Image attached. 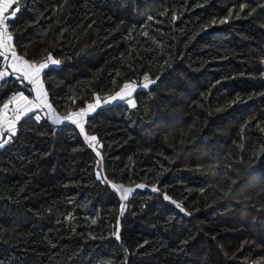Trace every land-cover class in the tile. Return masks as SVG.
<instances>
[{
  "label": "trees",
  "instance_id": "1",
  "mask_svg": "<svg viewBox=\"0 0 264 264\" xmlns=\"http://www.w3.org/2000/svg\"><path fill=\"white\" fill-rule=\"evenodd\" d=\"M7 21L18 57L60 61L41 82L61 117L154 83L83 132L21 116L0 145V264H264V0H26ZM28 85L3 79L0 111Z\"/></svg>",
  "mask_w": 264,
  "mask_h": 264
},
{
  "label": "snow or ice",
  "instance_id": "2",
  "mask_svg": "<svg viewBox=\"0 0 264 264\" xmlns=\"http://www.w3.org/2000/svg\"><path fill=\"white\" fill-rule=\"evenodd\" d=\"M15 0H0V56H3L6 62L5 68L0 70V79H3L6 75H8V69L10 68L12 73L18 74V78L22 80H27L32 86V90L36 92V97L34 100H29L27 96L23 93H18L14 95L7 103L3 105V109H8L9 105L15 104L16 107L13 109L15 115L11 120H5V113L0 111V137L3 136L4 133H7V139L3 140V143H7L13 136L16 135V121H18L21 116L27 114L28 112L33 111L34 109H39L42 104L46 105L48 108H51L50 104H47V93L43 89V85L40 81V75L45 68L49 66V64L57 65L60 61L53 59V57L49 54L45 61L37 64L35 62H30L28 60L22 59L16 55L14 49L11 48L10 41L12 39L11 35H9L8 23L7 20L9 18H14L16 11L18 9L13 7ZM245 8L244 4L240 5V11L243 12ZM254 11V10H253ZM251 14V13H249ZM231 15V13H230ZM239 18V16H237ZM151 19V17H149ZM225 20H221V23L226 22ZM215 22V21H214ZM147 35V33H145ZM11 53V63H8L9 56L8 53ZM143 88L147 89L149 86L154 83L150 79V77L145 74L144 75ZM134 91V84L126 83L117 92L114 96L106 98L103 103L107 104L117 99L123 100L125 97H131ZM100 98L96 97L95 105L89 104L87 108H81L79 111L69 114L64 117L65 120H71L72 123L80 126L81 132L84 131L83 120L88 115L89 111L95 109V107L100 105ZM127 103L133 107L135 104L132 99H128ZM52 119L54 123L59 124L61 119L57 117L54 113L52 115ZM86 139L89 141L90 146H93L94 142L97 140L96 136H88ZM97 155L99 153L97 152ZM114 189L121 193L122 199H127L128 194L132 191L130 188H124L123 185H111ZM137 187L143 188L144 185H138ZM157 189L154 187L153 191ZM165 200H169L170 197L164 195ZM172 203L176 204L177 208H180L181 211H184L183 207L176 203V201H172ZM123 207V206H122ZM95 221H93L94 223Z\"/></svg>",
  "mask_w": 264,
  "mask_h": 264
},
{
  "label": "rangeland",
  "instance_id": "3",
  "mask_svg": "<svg viewBox=\"0 0 264 264\" xmlns=\"http://www.w3.org/2000/svg\"><path fill=\"white\" fill-rule=\"evenodd\" d=\"M25 5H26V0H15V3L13 4V7L14 8H16V9H18L17 11H16V14L17 13H19V12H22L23 10H24V8H25ZM15 14V15H16ZM12 41V40H11ZM9 42V43H12V42ZM22 59H24L23 57H21ZM53 59H55V60H58L57 58H53ZM59 61V60H58ZM61 65V63H59V64H57V65H53V64H49V66H60ZM48 66V67H49ZM3 79H5V78H3ZM3 79H0V83H1V81L3 80ZM144 80V79H143ZM144 83H145V81H143ZM144 83H142V85H139L137 82H133L132 84H134V91H133V93L138 89V88H140V87H143V84ZM133 93H132V96L131 97H125V99H123V100H125L126 101V103H127V101H128V99H132L133 100V102H134V104H135V100H134V97H133ZM96 97H99V96H96ZM100 98V105H102V104H104L103 103V101L105 100V99H103V98H101V97H99ZM120 99H117V100H115V101H119ZM115 101H112V102H115ZM112 102H110V103H112ZM95 103H96V99L94 100V102L92 103L93 105H95ZM108 104V103H107ZM38 118H41V117H38ZM85 119H86V117L84 118V120H83V127H84V123H85ZM90 136H95V135H90ZM4 137H5V133L3 134V136L2 137H0V145L1 144H4L3 143V140H4ZM138 185H144V187L143 188H150L151 186H149V185H146V184H144V183H137L134 187H127V188H130V189H132V191L131 192H133L136 188H140V187H137ZM154 188V187H153ZM130 192V193H131ZM169 202H172V201H176V200H172L171 198L168 200ZM176 203H178V204H180L181 206H182V204L180 203V202H178V201H176ZM176 205V204H175ZM183 207V206H182ZM180 209V208H179ZM183 209H184V207H183ZM183 212H185V209H184V211Z\"/></svg>",
  "mask_w": 264,
  "mask_h": 264
},
{
  "label": "crops",
  "instance_id": "4",
  "mask_svg": "<svg viewBox=\"0 0 264 264\" xmlns=\"http://www.w3.org/2000/svg\"><path fill=\"white\" fill-rule=\"evenodd\" d=\"M8 56H9V60H8V63H11V55L10 54H8ZM3 61H4V66H3V68H2V70L5 68V65H6V62H5V59L3 58ZM43 73V72H42ZM41 73V74H42ZM10 75H13V76H16V77H18V74H16V73H12V71H11V69L9 68L8 69V75H6L4 78H7L8 76H10ZM27 81V80H26ZM40 81H41V75H40ZM27 83H29L28 81H27ZM42 83V82H41ZM43 85V84H42ZM32 88H33V86L29 83V85H28V89H30V91L32 90ZM44 89V88H43ZM45 91V90H44ZM32 92H33V96H29L28 95V92H25V91H23V90H21V91H19V92H17L16 94H18V93H23L25 96H27L28 97V99L30 100H34L35 99V97H36V92L35 91H33L32 90ZM47 98V97H46ZM47 104H50L49 103V101L47 100ZM51 105V104H50ZM14 106H16L15 104H12V105H9V108L8 109H2V112L3 113H5V115L7 114V112L11 109V107H14ZM96 108V107H95ZM34 110H36L38 113H43V114H46V115H50V118L52 117V115H53V113L57 116V117H59L61 120H64L65 121V119H63L64 117H61V116H59L55 111H54V109H53V107L51 106V108H48L46 105H43L42 104V106L39 108V109H34ZM95 110V109H94ZM94 110H92V111H89V113L88 114H90V113H92V112H94ZM74 113V112H73ZM4 118H5V116H4Z\"/></svg>",
  "mask_w": 264,
  "mask_h": 264
},
{
  "label": "built area",
  "instance_id": "5",
  "mask_svg": "<svg viewBox=\"0 0 264 264\" xmlns=\"http://www.w3.org/2000/svg\"><path fill=\"white\" fill-rule=\"evenodd\" d=\"M7 23H8V21H7ZM8 29H9V26H8ZM10 45H11V48L15 50L14 46L12 45V43H10ZM15 52H16V51H15ZM8 54L11 55L10 52H9ZM8 54H7V55H8ZM46 99L49 101L48 97H47ZM30 100H31V99H30ZM15 107H16V106L11 107V109L9 110V112L7 113V115L5 116L4 119H5L6 121H7V120H11L12 117L15 115V113H14V111H13V109H14ZM18 121H19V120H18ZM18 121H16V123H17Z\"/></svg>",
  "mask_w": 264,
  "mask_h": 264
},
{
  "label": "clouds",
  "instance_id": "6",
  "mask_svg": "<svg viewBox=\"0 0 264 264\" xmlns=\"http://www.w3.org/2000/svg\"><path fill=\"white\" fill-rule=\"evenodd\" d=\"M9 112V111H8Z\"/></svg>",
  "mask_w": 264,
  "mask_h": 264
}]
</instances>
